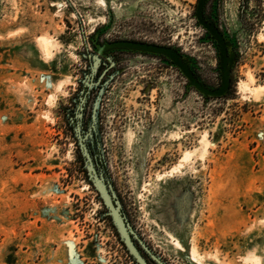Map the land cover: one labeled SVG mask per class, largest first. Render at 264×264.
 <instances>
[{"label": "rangeland", "instance_id": "rangeland-1", "mask_svg": "<svg viewBox=\"0 0 264 264\" xmlns=\"http://www.w3.org/2000/svg\"><path fill=\"white\" fill-rule=\"evenodd\" d=\"M226 2L231 18L238 0ZM197 3L0 0V264H136L102 216L65 108L93 37L174 45L216 85ZM239 47L226 96L206 98L138 52L107 94L109 176L133 228L171 264H264V24Z\"/></svg>", "mask_w": 264, "mask_h": 264}, {"label": "flooded vegetation", "instance_id": "flooded-vegetation-1", "mask_svg": "<svg viewBox=\"0 0 264 264\" xmlns=\"http://www.w3.org/2000/svg\"><path fill=\"white\" fill-rule=\"evenodd\" d=\"M258 4H253V0H238L236 10L231 13V18L228 17V12L226 11V0H207L204 6V13L202 20L196 18L198 26L202 30L201 42L203 44H208L212 47L215 53L217 80L218 83L214 86H218L221 82L220 79V57H219V47L215 39L212 38V32L206 27V23L215 24L218 29L225 35V39L229 42V52L232 49L237 53V61L232 69V81L233 74L237 63L240 59V40L242 38L243 31L253 32L254 28L259 24H264V19L262 18V13L264 9L263 0H255ZM199 2V0H198ZM198 6V3H197ZM197 10V7H196ZM196 17V16H195ZM122 39L130 40H142L135 37H116L113 39H107L104 42H99L98 39L92 38V46H89L86 53H96L97 42L106 43ZM153 42V41H148ZM89 43V42H88ZM161 44V43H160ZM168 45V44H167ZM132 51L125 50H112L106 51L105 54H101V62H99L98 67H95L96 59L93 56H84L87 64L84 67L82 73L83 76L79 78L78 87L75 88L74 93L70 95V99L66 106V115L69 124L74 132V137L78 144L79 155L82 156V151L79 144V138L77 136L76 127L79 125L81 127V133L83 135L89 134L88 146L95 163L99 170H103L109 176V170L107 167V159L104 149V128H103V115L104 107L106 105L107 94H109V89L113 86L116 78L122 74L121 70L118 68L120 61L123 59L125 53ZM136 52H133L135 54ZM84 54V53H82ZM112 59H111V58ZM125 57V56H124ZM194 58V56H191ZM195 59V58H194ZM197 59V58H196ZM198 75L210 84L202 75L204 68L198 70V65L194 66ZM206 69V66H205ZM188 82V81H187ZM232 87V82H231ZM205 97V96H204ZM210 98V97H208ZM97 102L99 106L96 107ZM97 112V114H96ZM95 115L97 117H95ZM84 164V159H83ZM87 172V171H86ZM88 175V174H87ZM149 245V244H148ZM151 251L142 249L144 255L148 259L150 264H171L169 261L164 259L160 254H158L150 245Z\"/></svg>", "mask_w": 264, "mask_h": 264}, {"label": "water", "instance_id": "water-1", "mask_svg": "<svg viewBox=\"0 0 264 264\" xmlns=\"http://www.w3.org/2000/svg\"><path fill=\"white\" fill-rule=\"evenodd\" d=\"M206 1L207 0H199L198 2L195 16L199 20H202L203 18ZM206 27L212 32V38L217 41L219 47L221 82L218 86H214L204 81V79L198 75L194 67L197 65L196 60L174 45L130 39L106 42L104 44L96 41V53L87 54L84 52L83 55L93 56L96 59L95 67H98L99 62H101V54H105L106 51L125 50L156 55L161 57L166 64L174 66L181 71L188 81V89L194 88L206 98L223 97L229 94L231 89L232 69L237 61V53L232 47L229 52V42L226 41L225 35L215 24L206 23ZM98 106L99 102L96 104V107ZM95 117L97 116L95 115ZM76 132L79 138V144L84 159V168L87 171L88 180L97 191L98 197L105 206V211L102 213V216L110 217L121 242L125 246L126 251L132 260L136 264H150L142 249L148 251H151V249L148 243L133 228L131 222L128 220L124 212L123 203L111 177L97 167L88 146L89 134L83 135L79 125L76 127Z\"/></svg>", "mask_w": 264, "mask_h": 264}, {"label": "bare ground", "instance_id": "bare-ground-1", "mask_svg": "<svg viewBox=\"0 0 264 264\" xmlns=\"http://www.w3.org/2000/svg\"><path fill=\"white\" fill-rule=\"evenodd\" d=\"M41 42H42V45H43V48H44V50L46 51V53H50L51 52V50H52V47L54 46L53 45V41L50 39V38H48V37H42L41 38ZM55 42V41H54ZM248 88V87H247ZM263 89H264V87H263ZM192 151V150H191ZM190 151V152H191ZM189 152V151H188ZM196 251V250H195ZM194 255H195V257H196V254H195V252H194Z\"/></svg>", "mask_w": 264, "mask_h": 264}, {"label": "trees", "instance_id": "trees-1", "mask_svg": "<svg viewBox=\"0 0 264 264\" xmlns=\"http://www.w3.org/2000/svg\"><path fill=\"white\" fill-rule=\"evenodd\" d=\"M77 161L81 163V168H82V170L86 172V169L84 168V164H83V158H82L81 155L78 156ZM86 173H87V172H86ZM87 176H88V175H87ZM110 220H111V219H110ZM111 225L113 226V228L115 229L116 234L118 235V233H117V231H116V228H115V226L113 225L112 222H111ZM118 237H119V235H118ZM119 239H120V238H119ZM120 241H121V240H120Z\"/></svg>", "mask_w": 264, "mask_h": 264}]
</instances>
